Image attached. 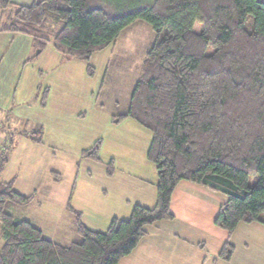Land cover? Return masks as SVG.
<instances>
[{
    "label": "trees",
    "instance_id": "obj_1",
    "mask_svg": "<svg viewBox=\"0 0 264 264\" xmlns=\"http://www.w3.org/2000/svg\"><path fill=\"white\" fill-rule=\"evenodd\" d=\"M9 8L3 30L31 36L39 52L51 41L66 58L85 61L130 24L144 20L152 27L156 40L128 109L112 122L129 117L150 130L147 159L158 181L153 208L136 204L128 219H112L104 232L87 228L76 214L79 240L61 245L9 212L30 197L0 180V264H117L146 225L173 217L171 195L182 180L227 196L214 223L229 233L240 222L264 225L263 0H34L14 7L0 0V10ZM7 140L0 174L13 147V137ZM100 142L82 156L97 159ZM232 252L225 242L219 256L229 259Z\"/></svg>",
    "mask_w": 264,
    "mask_h": 264
},
{
    "label": "rangeland",
    "instance_id": "obj_2",
    "mask_svg": "<svg viewBox=\"0 0 264 264\" xmlns=\"http://www.w3.org/2000/svg\"><path fill=\"white\" fill-rule=\"evenodd\" d=\"M26 37L32 41L30 36ZM155 40L152 27L144 20H138L127 26L116 41L94 52L88 61L66 58L51 41L39 53L31 45L30 53L24 59L16 51L11 53V58L6 55V63L12 59L10 64L14 65V72L21 73L22 77H16L12 83L0 80V98L6 95L7 90L13 95L11 107L15 124L22 126H16L18 131L13 129L16 148L5 166L2 179L9 180L16 176L17 185L23 184L32 192L31 178H38L33 188L39 191V195L29 205L17 206L12 210L13 213L17 211L19 217L29 218L49 240L69 245L79 237L74 230L73 217L67 210L56 204L44 203L46 198L39 185L44 188L50 176L46 168H57L61 164L64 170L68 169L65 170L66 174L78 175L73 181L76 180L80 188H89L88 184L94 187L87 172L94 170L97 164L82 158L81 153L98 138H101L103 158L114 152L126 155L125 149L130 148L131 152L138 153V159L142 156L149 165H153L147 159L146 151L139 154V149L144 150L151 141L150 130L129 117L119 122H112V119L128 109L146 53ZM88 64L93 67L91 74L87 71ZM23 121H27L29 133L35 134L37 129L43 127L41 142L22 135ZM105 122L109 128H103ZM84 140H90V143ZM69 155L75 163L72 166L67 162ZM41 158L48 159V163L41 166ZM253 178V175L249 176V184H252ZM216 193L227 199L222 192ZM262 216L264 218V213ZM180 219V211H177L174 223H179ZM222 231L226 234V230ZM232 240L238 251L234 261L249 264L247 260L250 259V264H264L263 224L255 223L252 226L240 223ZM243 243L248 244L245 249L250 257L241 255Z\"/></svg>",
    "mask_w": 264,
    "mask_h": 264
},
{
    "label": "crops",
    "instance_id": "obj_3",
    "mask_svg": "<svg viewBox=\"0 0 264 264\" xmlns=\"http://www.w3.org/2000/svg\"><path fill=\"white\" fill-rule=\"evenodd\" d=\"M33 1L11 0L13 7L30 5ZM10 12L11 8L5 11L0 10V80L7 83H12L16 77L21 79L22 74L14 72V65L10 64L12 59L6 63V55L8 58H11V53L16 51L17 55L24 59L29 55L31 45H33V41L26 39L28 38L26 34L3 30V26L6 24ZM16 46L19 48H16ZM88 66L91 67L90 73ZM87 71L88 74L93 72L91 64L87 65ZM12 101L13 95L10 94L9 90L6 91V95L3 98H0V152L8 144L7 137L10 135L13 137V147L8 154V160L5 166L16 148L14 141V133L18 131L16 126H22L15 124L16 120L13 116V107H11ZM23 122L22 135L33 140L31 138L32 132L29 133L28 131L27 121ZM14 128L15 131L13 133ZM103 128H109L108 123L105 122ZM42 131L44 132L43 127H40L34 132L36 136L38 133L37 138L39 141H33H42L40 138L41 133H43ZM97 140L101 141V138L96 139L93 144ZM84 141L90 143V140ZM101 144L100 142L97 159L83 157L81 154L82 158L91 160L97 164L94 170L89 169L87 172L89 180L93 182L94 187L88 184V187L90 185L89 188H80L76 180L73 181V179L78 178V175L75 173L73 177L72 174H66L65 170L68 171V169L65 168L64 170L63 166L58 164L59 162L57 163V168L53 166L46 168L50 176L44 188L39 185L40 191L42 190L46 198L44 203H50V205L56 204L58 205L57 207H63V209L72 215V222L76 233V214L80 215L82 223L87 228L104 232L107 230L112 219H128L136 204L153 208L157 201L156 185L158 176L156 166L153 163V165H149L142 156L138 159L136 157L138 153L131 152L130 148L127 147L128 150L124 148L127 153L126 155L123 152H114V154L103 158ZM149 146L150 143L144 150L139 149V154L142 155L146 151L145 154L147 157ZM134 150L136 151V149ZM67 162L70 166L75 164H73L70 155L68 156ZM47 163L48 159L41 158L39 160L41 166ZM3 171L0 174V180L2 182L13 181V190L15 192L24 197H30V201L27 204L11 206L9 212L18 218L29 220L32 223L29 218L17 216V211L13 213L14 209L12 210V208L27 206L35 199L37 194L39 195V191L37 192L35 190L36 188H33L38 178L36 176L31 178L30 184L33 191L29 192L31 190H27V187L23 184L17 185L16 176L9 180H3ZM216 192L219 191L191 181H180L175 186L171 195L170 210L173 217L146 225L145 234L141 237L137 246L129 254L121 258L117 264H240V260L234 261L235 256H238V251L232 238L237 232L239 224L246 222H240L232 233L226 231L225 234L222 231L223 228L214 223L219 208L226 201L222 195H218ZM177 211H180L181 219L176 224L174 222L177 218ZM255 223L258 222L247 224L253 226ZM225 242H230L233 245V252L229 259H223L219 256ZM243 246L241 255L250 257L251 255L245 249L248 244L243 243ZM247 261L250 264L251 260L249 259Z\"/></svg>",
    "mask_w": 264,
    "mask_h": 264
},
{
    "label": "water",
    "instance_id": "obj_4",
    "mask_svg": "<svg viewBox=\"0 0 264 264\" xmlns=\"http://www.w3.org/2000/svg\"><path fill=\"white\" fill-rule=\"evenodd\" d=\"M38 53H39V51H38Z\"/></svg>",
    "mask_w": 264,
    "mask_h": 264
}]
</instances>
